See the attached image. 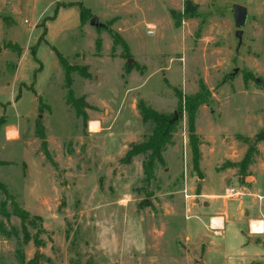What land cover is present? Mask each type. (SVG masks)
<instances>
[{
	"label": "rangeland",
	"instance_id": "1",
	"mask_svg": "<svg viewBox=\"0 0 264 264\" xmlns=\"http://www.w3.org/2000/svg\"><path fill=\"white\" fill-rule=\"evenodd\" d=\"M79 5L107 29L80 24ZM234 5L247 10L239 48ZM16 7L0 31V264H264V235L250 243L229 212L248 211L253 177L264 195V0ZM142 110L177 115L151 178L146 155L127 158L158 126Z\"/></svg>",
	"mask_w": 264,
	"mask_h": 264
},
{
	"label": "trees",
	"instance_id": "2",
	"mask_svg": "<svg viewBox=\"0 0 264 264\" xmlns=\"http://www.w3.org/2000/svg\"><path fill=\"white\" fill-rule=\"evenodd\" d=\"M79 10L80 16V24L89 21L92 17L88 10L84 9L81 5L77 6ZM59 58V57H58ZM61 66L64 67L65 61L59 59ZM66 74H69L66 71ZM191 107H186L187 110V126H188V141L190 145V153H191V166L193 172L198 174V161H199V151H198V142L197 138L194 135L193 130V121H194V111ZM144 120H152L156 123L157 129L153 131L151 136L142 143L141 145L132 149L128 154L127 158H133L138 155H146L147 161L143 165V170L146 178L152 177L153 165L156 162L157 164L162 163L161 159V151L164 146L165 140L170 134V130L174 122H172L173 118L168 120H162L157 118L149 111L142 110ZM2 124V120H0V125ZM248 158H245L239 165V171L241 174H245L248 168ZM0 191L7 196L6 190L0 185ZM13 213L20 220L21 224L24 225L26 221V215L23 211L17 208V206L13 205ZM3 235L7 236V233L4 230H1ZM15 233V232H14Z\"/></svg>",
	"mask_w": 264,
	"mask_h": 264
},
{
	"label": "crops",
	"instance_id": "3",
	"mask_svg": "<svg viewBox=\"0 0 264 264\" xmlns=\"http://www.w3.org/2000/svg\"><path fill=\"white\" fill-rule=\"evenodd\" d=\"M65 9V8H64ZM18 13V9L16 7V0H0V31L5 28L7 23L11 22V19L13 17H15V15ZM1 35V33H0ZM2 46H0L1 48ZM1 55H6L7 53L5 51L0 52ZM6 126L5 128V132H10V133H14L15 132V125L14 124H10ZM211 150V149H210ZM261 151V150H260ZM202 156V153H201ZM249 178H252L251 176H249ZM252 183L250 186L247 187L246 189V193L244 194V203H242L243 208H247L248 211H243L242 216H239L240 213H238L236 210L234 209H230V214L232 213V217L233 218H237L240 221H245L247 222V226L246 228L243 230H241L239 223H237V234H241L243 236L244 239L248 240L250 238V236H254L255 240L256 238L258 239V237H261L264 235V232L262 234H252L249 232V225L251 223H257L260 222L262 223V228L264 230V195L257 189V186L254 183V177L252 179ZM244 209V210H245ZM206 211V210H205ZM211 211V210H208ZM215 215H219L217 212H215ZM214 215V214H213ZM224 216L219 217V219L221 220V230L219 231H223L224 230V225H225V219L226 216H228L227 211L224 212L223 214ZM211 217V216H210ZM220 233V232H219ZM261 242H264V239H260ZM256 244V242L254 243ZM260 245V243H258ZM264 251V249H263ZM253 260H263L264 259V255L263 254H258L257 256L252 257Z\"/></svg>",
	"mask_w": 264,
	"mask_h": 264
},
{
	"label": "water",
	"instance_id": "4",
	"mask_svg": "<svg viewBox=\"0 0 264 264\" xmlns=\"http://www.w3.org/2000/svg\"><path fill=\"white\" fill-rule=\"evenodd\" d=\"M232 19H233V24L234 28L236 29L235 31V37L238 40V47L241 45V38L243 34V28L245 27L247 23V10L246 8L239 6V5H234L232 7ZM89 26L93 27L96 30H102V29H107L105 25L99 23L98 19L95 17H92L89 21ZM238 73V69H234L230 75V77H233L235 74ZM41 116L38 118V126H40V121H41ZM177 115L174 113L173 120L172 122L176 121ZM248 241L250 243L255 242V238H249ZM261 247L264 249V242L260 243Z\"/></svg>",
	"mask_w": 264,
	"mask_h": 264
},
{
	"label": "built area",
	"instance_id": "5",
	"mask_svg": "<svg viewBox=\"0 0 264 264\" xmlns=\"http://www.w3.org/2000/svg\"><path fill=\"white\" fill-rule=\"evenodd\" d=\"M147 35H152L153 32L149 29L147 30L146 32ZM186 192V191H185ZM236 195H234L233 193L231 195H226V198H229V197H234ZM186 198H188V196L186 195ZM254 224H257V223H254ZM262 224V223H261ZM209 227L212 229V230H219L221 228V222L218 220V219H211L209 220ZM249 232L252 233V234H262L264 232L263 228L261 227V231L258 233L257 231H254L253 230V225L250 224L249 225Z\"/></svg>",
	"mask_w": 264,
	"mask_h": 264
},
{
	"label": "bare ground",
	"instance_id": "6",
	"mask_svg": "<svg viewBox=\"0 0 264 264\" xmlns=\"http://www.w3.org/2000/svg\"><path fill=\"white\" fill-rule=\"evenodd\" d=\"M94 125L92 124L91 127ZM95 130V129H94ZM221 221V220H220ZM254 223V222H253ZM253 225V230L257 231L258 233L261 231L262 224L257 221V224H252Z\"/></svg>",
	"mask_w": 264,
	"mask_h": 264
}]
</instances>
